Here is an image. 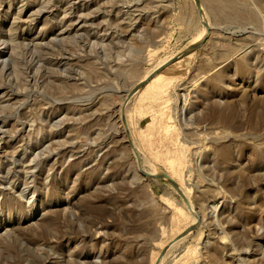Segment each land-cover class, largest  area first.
I'll use <instances>...</instances> for the list:
<instances>
[{
    "label": "rangeland",
    "instance_id": "374dc122",
    "mask_svg": "<svg viewBox=\"0 0 264 264\" xmlns=\"http://www.w3.org/2000/svg\"><path fill=\"white\" fill-rule=\"evenodd\" d=\"M110 1L114 13L104 18L99 12V19L92 15L107 2L97 0L84 12L87 24L105 22L111 26L109 34H131L95 48L75 44L74 35L64 45L44 35L52 51L35 54L57 59L64 53L66 67H75L82 78L60 67L57 71L66 80L53 83L57 73L42 72L41 63L31 68L33 51L23 46L43 36L46 28L52 27L55 34L68 27V20L59 25L63 10L40 7L42 0H0V31L19 43L11 50L10 45L0 48L16 60L13 72L5 74L0 68V94L14 95L0 104L1 146L14 128L19 135L13 148L27 145L30 151L42 142L50 134L40 115L42 105L50 108L48 115L59 106L75 114L90 107L76 132L65 130L51 141L58 144L68 138L85 153L66 162L59 156L58 162L49 157L59 148L51 155L35 150L32 157L43 160L35 170L37 193H22V184L0 195V264H41L46 258L52 264H95L98 257L99 264H152L161 246L194 218L187 200L166 180L140 173V167L145 173H170L139 141L140 132L157 115L168 116L176 142L166 139L156 151L184 150L183 184L203 219L162 264H264V0H223V8L216 0H200L212 30L195 51L200 54L193 66L164 100L154 102L143 95L145 100L135 97L125 109L137 154L128 143L122 144L119 117L124 97L166 58L186 50L203 25L193 0ZM20 22L23 33L16 29ZM20 35L24 42L18 40ZM250 53L256 56L248 62ZM65 116L59 114L51 125ZM109 136L119 143L110 149L104 144H109ZM109 150H115L117 166L106 163ZM201 158L204 169L198 166ZM216 205L224 211L218 218L220 228L210 217ZM226 234L228 241L221 238ZM80 254L86 259L75 258Z\"/></svg>",
    "mask_w": 264,
    "mask_h": 264
},
{
    "label": "bare ground",
    "instance_id": "6f19581e",
    "mask_svg": "<svg viewBox=\"0 0 264 264\" xmlns=\"http://www.w3.org/2000/svg\"><path fill=\"white\" fill-rule=\"evenodd\" d=\"M4 1L5 0H1V2ZM96 1L97 0H42V4L40 7L53 6L54 9H56V12L63 10L64 17L61 19L62 21L59 23V25L62 23H66L67 20L70 22V25L66 28H60L59 32L55 34H54V29L52 27L46 28L42 33L43 36L33 39L30 42V45L23 46L21 44V46L25 47L26 49L33 51L31 68L36 67V63L37 64L41 63L43 64L41 67L42 72L52 71L51 76L53 75V73H57V75L55 74V76L52 77L55 78L53 83L54 82L60 83L61 79L63 81L66 80L64 74H59V71H57L60 67H64L63 71L67 72L66 74L74 75L75 77H78L79 80H82V78L78 75L77 71H75L76 69L75 67H71V66L66 67L68 65V61L65 58L66 55L64 53L60 54L59 55L60 58L58 57L57 59H51L42 56L39 57L37 54H35L38 52L43 54V51L44 52L52 51L51 46L53 45L46 44L47 38L45 36L52 37L50 41L55 42L56 45H64L70 41V36L74 35L76 36V38L74 39L75 44H79L78 42H85V46L95 48L96 45H98L99 43L102 42L104 43L109 40L118 41V42L122 41L126 36L131 34L130 30L126 32L125 36L120 35V37L114 36L113 34H109V30L111 29V26L110 25L106 26L105 22H103L102 24L96 27L95 25H91V26L88 25L87 20L85 19L84 12L87 9L92 8L94 4H97ZM106 1L107 2L103 5V9L98 10V12L92 13V15L97 14L99 19L100 13H102L104 18H106L108 14H113L115 10V5L110 0H106ZM193 1L198 8V12L201 18V23L203 25V30L200 36L197 39H195L191 43V45L186 50L181 52L179 55L168 57L161 64L153 68V70H151L135 86L134 92L132 91V93H130L131 92L130 91L129 92L130 94L128 93L129 95L127 94L124 97V101H123L124 103L121 107V113L119 117L123 127L120 130V133L123 137L122 144L128 143L130 146V150L136 154H137V149L135 148L133 139L131 138L132 131H131V125H129V123L131 124V120L129 119L130 117L127 116L125 110L127 105L133 99H135V97H138L137 100L138 99L145 100L143 95H149L148 100L154 102H159L164 100L168 92L172 90L173 87L176 86L178 81L182 80V77L185 74H187L188 70L193 66L195 60L200 54V52H191L189 54H185V53L191 48L192 45L196 43H202L203 40L206 39V37L211 36L210 33L212 29L210 28L212 26L207 20L204 7L201 6L200 0H193ZM216 2L217 5L220 3V7L223 8V0H216ZM66 6H68V9H66ZM43 13H44L43 11H40L39 15L44 17L45 14ZM21 14L22 15L26 14V11H22ZM50 15H52V13H50ZM73 16L74 19H72ZM21 18L22 17H20L19 20H21ZM88 26L89 28L87 29ZM128 28L130 29V27ZM16 29L18 31H22V33L26 31V29L22 27L21 22L19 23V26H17ZM86 37L87 39H84ZM18 40L24 42L25 39H23V37H21L20 35ZM7 45H10L11 48L9 47V50H11L15 45H19V43H17V40L14 37L9 36L8 33L4 31H0V48H3L4 46ZM41 49L44 50L41 51ZM183 54L185 55L182 56ZM7 55H8L7 51L1 52L0 50V68L3 66L2 72L5 74H8L11 70L13 72V68H14L13 65L16 64V60L13 59L12 53L9 54V57H7ZM178 56L180 57L182 56V57L179 60L174 61ZM255 56L256 53L254 54L250 53L249 58L247 57L246 60L249 62V60ZM11 73L8 76H10ZM145 83L147 84L141 90V88ZM1 88L2 87L0 86V89ZM12 96H10L7 93L0 94V104L3 103L8 97H9L8 100L11 101ZM45 108H47V106L44 105L41 106L42 110L40 111V115L42 118L44 117L46 119V122L50 126L49 127L50 134L47 137H44L45 139L42 142L34 144V146L36 145V147L30 149V151L27 148V145L22 146L21 148H13L15 142L14 137H17L19 135V131L16 128H14L12 131H8L9 138L8 141L5 142V145L1 146L0 144V148H2V151L0 150V195L6 194V188L12 190H19L22 184L24 185L25 188V190L24 189L22 190V193L27 190L33 191L34 192L33 194L37 193L35 184L37 182L38 177L35 176V170L43 165V160L40 159L39 155H37L36 157H32L35 150L43 149V152L51 155V152H54L56 150L54 148H59L60 149L59 151L53 153L49 157V159H51L52 157L57 158L56 161L58 162H59V156H60V160L66 162L68 157L79 156L85 153V150L76 146L75 143L70 141L68 138L64 139L62 142L59 141L58 144L51 143V141L59 139L65 130L76 132L77 131L76 126H79V122L86 121V112L90 110V107H88V105H85L83 108H79V110H77L78 111L77 113H79V115H77V113L76 114L72 113L71 110L68 111L67 109H61L60 106L58 107L56 113L52 112L51 114L48 115V111L50 108L47 109ZM65 113L66 116L70 114L73 117L69 120L65 116L61 120H59L56 125H51V122L57 120V116L59 114H65ZM80 115H83V117L79 118ZM18 124L25 126V124L21 123L20 121L18 122ZM168 125H169L168 116L166 115L155 116L152 123L147 127V129L145 131L140 132L139 141L141 146L145 149V151L148 154H150L155 160L162 162L170 170V173L161 172L159 170H154L152 172L145 173L143 172V169L141 167H140V173L144 177L159 176L165 179L167 182H169L170 184L169 183L168 184L172 186L180 196H182L187 200L188 205L186 204L187 205L186 208L188 209L190 214L194 216V218L192 220V223H190V225L185 230H183L172 240L166 242L161 246L152 264H158L160 261H162L161 262L162 264L168 253L188 238L189 235L188 231H191L193 227L196 225V223L201 222L203 220L202 217L200 216L201 214L198 213L195 209L194 203L191 200V194L187 192L183 184V174L187 166V162H186L187 156L184 153V150L178 149L172 151L171 149H167L165 153L156 151L158 145H163L165 142L164 140L166 139L170 140V143L176 142V136L169 129ZM2 128L3 127H0V137L2 135L1 134ZM115 139L116 137L109 136L107 140L109 141V144L106 145V143H104L106 148L110 149L111 147H115L117 144H119L118 142L115 141ZM0 141L3 142L4 138H0ZM22 143H24L23 140ZM111 143L112 146H110ZM46 144L49 145L46 147ZM104 144H101L100 146L102 147L104 146ZM100 151L101 149H98L97 152L95 153H98ZM115 154H116L115 150L114 151L109 150L107 157L110 156L111 157L109 161H107L106 163L111 162L112 164L116 162L114 161V158H116ZM27 159L31 160L29 161V165H27ZM33 162H35V164L32 166ZM137 163L139 165L140 163L139 160L137 161ZM83 164H85V162ZM198 164H199L198 166L201 167V169H204L203 167L204 158H201L200 161L198 159ZM117 165L118 163L116 162L115 166ZM133 174L136 177V173ZM22 180H24V182ZM31 184H34V187L31 188ZM7 198L8 197H6L5 199ZM212 209H214L215 212L210 214V217L211 219L213 218L215 221H217L216 228H220L221 226H219L220 224H218L220 220L218 218L220 217V214L221 215L224 214V211H221L220 205L219 206L216 205V207L215 208L213 207ZM180 216L184 217L183 214H180ZM184 234L185 236L183 239L179 240L178 242H174L177 238L181 237ZM221 238L226 241H228L229 239L227 234L222 236ZM227 247L228 246L223 247L222 250L225 251ZM75 258H78L79 260L86 259L85 255L83 254L77 255L75 256ZM46 259H44L43 260L44 263L41 264H52L51 263L52 260H50V258H48L49 260L45 262ZM97 259L98 260L95 262V264H99L98 261L100 258L98 257Z\"/></svg>",
    "mask_w": 264,
    "mask_h": 264
},
{
    "label": "water",
    "instance_id": "95a60500",
    "mask_svg": "<svg viewBox=\"0 0 264 264\" xmlns=\"http://www.w3.org/2000/svg\"><path fill=\"white\" fill-rule=\"evenodd\" d=\"M201 44H202V43H196V44L192 45L191 48H190L185 54H189V53H191V52H195V51L201 46ZM185 54H183L182 56H184ZM182 56H181V57H182ZM181 57H180V56L176 57V59H175L174 61L179 60ZM133 92H134V91H133ZM150 177H152V176H150ZM156 177L163 179L162 177H159V176H156ZM164 180H165V179H164ZM166 182H167V181H166ZM167 183H169V182H167ZM169 184H170V183H169ZM193 230H194V227H193V229H192L191 231H188V232L190 233V232H192ZM188 232H187V233H188ZM189 233H188V234H189ZM184 236H185V234L182 235L181 237L177 238V241H178V240H181L182 238H184Z\"/></svg>",
    "mask_w": 264,
    "mask_h": 264
}]
</instances>
